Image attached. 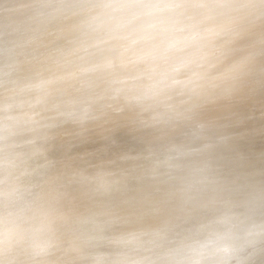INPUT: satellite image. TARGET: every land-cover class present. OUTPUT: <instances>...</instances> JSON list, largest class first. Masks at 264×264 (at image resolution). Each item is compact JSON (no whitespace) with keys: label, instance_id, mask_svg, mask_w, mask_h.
I'll return each mask as SVG.
<instances>
[{"label":"clouds","instance_id":"clouds-1","mask_svg":"<svg viewBox=\"0 0 264 264\" xmlns=\"http://www.w3.org/2000/svg\"><path fill=\"white\" fill-rule=\"evenodd\" d=\"M0 264H264V0H0Z\"/></svg>","mask_w":264,"mask_h":264}]
</instances>
